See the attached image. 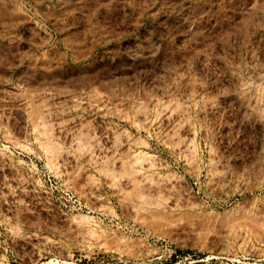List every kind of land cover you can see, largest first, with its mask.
Segmentation results:
<instances>
[{"label":"rangeland","instance_id":"obj_1","mask_svg":"<svg viewBox=\"0 0 264 264\" xmlns=\"http://www.w3.org/2000/svg\"><path fill=\"white\" fill-rule=\"evenodd\" d=\"M0 264H264V0H0Z\"/></svg>","mask_w":264,"mask_h":264}]
</instances>
